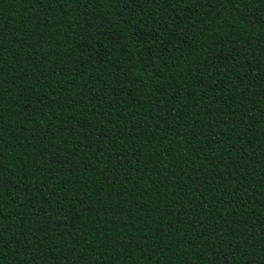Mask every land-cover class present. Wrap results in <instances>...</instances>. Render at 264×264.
I'll use <instances>...</instances> for the list:
<instances>
[{
    "label": "trees",
    "instance_id": "16d2710c",
    "mask_svg": "<svg viewBox=\"0 0 264 264\" xmlns=\"http://www.w3.org/2000/svg\"><path fill=\"white\" fill-rule=\"evenodd\" d=\"M0 264H264V0H0Z\"/></svg>",
    "mask_w": 264,
    "mask_h": 264
}]
</instances>
